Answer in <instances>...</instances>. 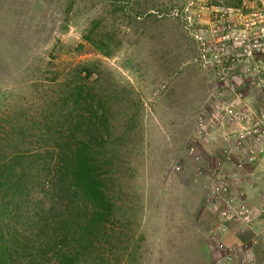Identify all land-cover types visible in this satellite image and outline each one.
<instances>
[{"label": "rangeland", "instance_id": "374dc122", "mask_svg": "<svg viewBox=\"0 0 264 264\" xmlns=\"http://www.w3.org/2000/svg\"><path fill=\"white\" fill-rule=\"evenodd\" d=\"M198 9L0 0V163L13 184L0 180V264L264 263V228L223 216L247 205L243 186L264 185V82L252 79L264 64L215 63L216 10ZM79 147L101 176L104 215L47 251L71 210L57 173ZM234 234L241 245L227 244Z\"/></svg>", "mask_w": 264, "mask_h": 264}, {"label": "built area", "instance_id": "2783aa9c", "mask_svg": "<svg viewBox=\"0 0 264 264\" xmlns=\"http://www.w3.org/2000/svg\"><path fill=\"white\" fill-rule=\"evenodd\" d=\"M222 1L186 0L189 7L198 6V16L205 15L206 12L212 13V9L216 10L217 33L220 32V35L215 39L216 53L212 54L213 61L222 68L225 67L222 65L223 61L230 59L233 64L235 62L247 63L248 66H255L253 63L256 62L264 64V0H230L235 2L230 7L220 6L215 8L212 5L215 2L222 3ZM252 79L256 80L255 82L258 80L264 82V77L261 75L257 79L256 77ZM230 112L234 111L231 110ZM237 116L239 115L237 114ZM251 160H254V158H251ZM221 179L225 181L223 177ZM219 190L228 191L220 180L215 186V191ZM231 201L234 202V199L231 198ZM233 208L226 209L223 216L230 219L239 218L240 216L244 217V214L249 212L247 205L242 206L238 214L234 213Z\"/></svg>", "mask_w": 264, "mask_h": 264}, {"label": "trees", "instance_id": "16d2710c", "mask_svg": "<svg viewBox=\"0 0 264 264\" xmlns=\"http://www.w3.org/2000/svg\"><path fill=\"white\" fill-rule=\"evenodd\" d=\"M94 127L98 128L97 139H100L108 132L107 127L101 126L99 120ZM88 153L89 150L83 151L80 147L75 152L69 149L62 163V171L57 173V175L62 176L61 180L63 182V187L59 190L61 200L71 210L67 217L57 224L59 227L56 226L54 228L55 230H57L56 228L62 230L63 237L59 241L57 238H52L45 245L47 251H60L58 243H66L68 239H73V236L77 235L78 231L82 235L79 237H83L104 215L101 212L105 210L103 206L104 198L101 197L103 196V191L101 190V185H99L101 176L96 173L97 171L94 169L90 157H87ZM2 159L4 160L5 158ZM19 159L21 158L16 159V164H18ZM6 164L7 159L0 163V180H5V183L10 187V184H13L11 178L7 182V176L5 175ZM40 252L44 254L46 251H36V253ZM59 262L62 264V260Z\"/></svg>", "mask_w": 264, "mask_h": 264}, {"label": "crops", "instance_id": "0c3cea01", "mask_svg": "<svg viewBox=\"0 0 264 264\" xmlns=\"http://www.w3.org/2000/svg\"><path fill=\"white\" fill-rule=\"evenodd\" d=\"M257 167L254 168V174L255 172L258 170V168L261 166V162H258L257 163ZM260 186H243V189H242V195H243V199L245 202H247V205H248V210L250 211H255V213L253 214L251 212V214H249L247 216V220L244 219V217L238 219L236 221V223L233 225L235 229H252L254 232H261L263 231V229L261 228V226L264 228V208H262L261 205H259L255 198H251L250 200V195L253 193V194H258V198H262L264 199V185L258 183ZM254 202V209L252 208V205L251 203ZM253 214V216H252ZM264 233V232H263ZM228 239L226 240L227 241V244L228 242H233V243H238L239 245H241V242L243 241L241 239V236H238V234H234V236H231V237H227ZM229 240V241H228ZM264 264V263H262Z\"/></svg>", "mask_w": 264, "mask_h": 264}]
</instances>
